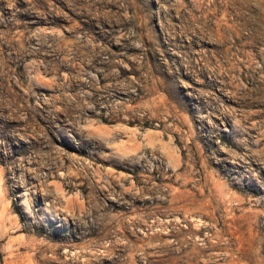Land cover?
I'll use <instances>...</instances> for the list:
<instances>
[{
  "label": "rangeland",
  "instance_id": "rangeland-1",
  "mask_svg": "<svg viewBox=\"0 0 264 264\" xmlns=\"http://www.w3.org/2000/svg\"><path fill=\"white\" fill-rule=\"evenodd\" d=\"M0 264H264V0H0Z\"/></svg>",
  "mask_w": 264,
  "mask_h": 264
},
{
  "label": "trees",
  "instance_id": "trees-1",
  "mask_svg": "<svg viewBox=\"0 0 264 264\" xmlns=\"http://www.w3.org/2000/svg\"><path fill=\"white\" fill-rule=\"evenodd\" d=\"M153 55H154L153 52H147V53L144 55V57H145L146 59H148L149 61L152 62V61H153V58H154ZM160 64H162L161 67H163L164 69L166 68V66L164 65V63H162V62L159 61V65H160ZM154 65H155V63H154Z\"/></svg>",
  "mask_w": 264,
  "mask_h": 264
}]
</instances>
